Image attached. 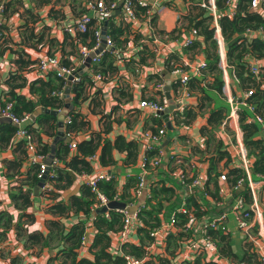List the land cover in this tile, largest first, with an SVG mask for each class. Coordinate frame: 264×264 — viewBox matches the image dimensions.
<instances>
[{
  "label": "crops",
  "instance_id": "0c3cea01",
  "mask_svg": "<svg viewBox=\"0 0 264 264\" xmlns=\"http://www.w3.org/2000/svg\"><path fill=\"white\" fill-rule=\"evenodd\" d=\"M79 1L80 3L82 2V6L84 7V2L82 0ZM23 2V7H20L18 12L6 20L8 28L6 37L8 42L2 43L0 49L2 52V57L0 58V98L3 101L6 98H3V96H7L9 92V87L5 84V80L8 79L10 73L17 70L15 60L18 58V53H24V60L31 63L22 71L23 76L26 78V86L22 89H16V93L37 101L38 97L31 93V83L41 79L47 81L50 75H54V72L48 75L38 72L36 68L38 61L44 56H55L62 60L64 57L69 56L71 65L74 64L76 66L78 61H76L75 57L82 46L76 42V35H71L62 29V26L65 24L64 22L68 23L77 17V14H74L71 8L73 0H51L49 5L41 6L38 5L39 2L37 0H23ZM149 3L154 5L152 0ZM211 3L215 6V14L211 10ZM156 4L157 7L155 11L153 10V15L155 16L154 27L149 24L151 19L149 15L146 20L137 18L135 20L128 19L125 13V3L118 15H112L111 10L103 13L89 12L91 16L98 20L97 24L101 26V29L106 22L109 23V20L103 21V16L108 13L114 18L116 17L114 21L117 25L122 22V19H125L124 21L130 24V29L127 33L128 43L123 48L117 49V53L115 52L118 71L114 76L107 78L102 84L93 77V87L87 91L86 99L76 106L73 103L71 91L67 94V97L71 101L70 104L73 106L72 111L80 113L81 119L86 122V125L82 128L83 131L70 138V144L73 142L79 144L85 140H89L92 137L91 135L104 131L108 122L112 123V131L107 134L106 138L111 141H114L118 136H124L128 141L141 139L147 129H152L155 126L153 120L159 119L153 117L147 109L139 107L142 101L153 100L163 103L164 99H166L168 103L166 93L169 92L176 105L175 110L171 112L168 119L172 129H169L167 121L160 117L162 120L161 128H165L166 132L158 145L162 153V163L157 169L153 168L150 164L152 159L149 160L146 169L143 167V159L146 157L143 143L140 144L136 160L132 162H127L126 154L115 150L112 153L116 162L114 166H104L101 164V150L97 152L93 159L90 160L89 158L93 167L92 175L96 176L98 173L110 175L111 180L116 182V190L113 196L119 195V202L125 203L131 213L137 214L143 224L142 227L138 228V231L131 233L130 242L125 245L121 246L119 244L117 234L112 235L111 253L113 257L123 259L122 253L130 254L128 246L134 245L139 247L142 245L139 230L146 228L147 225L140 216L141 211H153V208L156 210L161 209L158 212L159 219L161 221H169L173 213L177 212L178 214L179 211L185 208L189 211L195 210L197 216L205 220H212L220 213H227L229 219L226 221V225L229 233L221 232V237L223 235L226 239L219 241L214 236L218 241L221 255L225 258L223 262L233 261L246 264H261L260 254L251 245L245 244L243 235L239 232L233 215L229 212V206L237 193L227 201V204L222 206L214 204L213 199L219 198V195L217 198H213L206 193L210 170L214 169L212 170L213 173L216 171L221 175L230 169V161L232 160L230 151L233 148L227 146L225 134L234 135L235 128L234 121H230V123L228 121L230 115L229 98L243 96L247 92L246 85L249 86L250 83H242L237 77L235 69L229 65L228 44L223 37L219 24V12L217 11L215 0H208L207 3H203V6L209 5L213 17L214 15L217 16V23L219 25V32L216 33L215 30V38L218 43L217 52L219 54L220 74L224 82L223 92L222 94L215 93L216 102L214 101L209 104L198 89H191L190 86L188 87V84L183 85L180 81L182 76L171 72L173 62L177 61L183 65H185V62H188L193 66L207 63V57L204 52L205 47L188 54L184 50L183 44L187 35L184 34L180 37H176V34L171 35L177 27L181 26L180 19L187 15L189 11L188 5L183 0H160ZM24 9L30 10L29 13L32 16L34 15L35 22L28 24L29 31H26V28L23 27L30 17L24 13ZM117 9L118 5L114 11H117ZM57 11L61 12L65 18L57 19L54 16V12L56 13ZM258 12L262 13L261 6ZM226 13L230 17H233L235 9L227 7ZM213 25L215 28L214 21ZM136 35H140L138 40H134ZM245 36L249 39H260L254 33L245 32ZM142 44L147 45L149 53L145 52L141 54L145 58V61L143 64H139L138 52ZM104 49L101 51L102 53L105 51ZM153 51L155 56L152 58L150 55H153ZM246 60L250 65L254 64L260 67V74L255 76L254 79L256 84L260 83L264 91V58L258 60L249 56ZM83 65L76 71L81 72L82 70L80 75L84 72L82 69ZM91 67L92 62L88 70ZM186 69L185 73H188L189 76L196 79L200 76V71H195V69L190 68L188 65ZM176 82H180L182 86H177ZM214 82L215 76L209 74L207 76V83L213 85ZM208 84H203L202 87ZM67 85L66 83L61 92H58L59 96L64 99L65 105ZM166 87H169L168 91H165ZM178 91H181V93L179 94ZM200 102L203 103V106L200 105ZM222 106L229 108L223 112V115H225L224 121L218 125L214 124V127L209 126L208 121L211 112ZM38 109L43 108L39 106ZM62 110L58 112H62ZM35 113L29 122H31L34 128H38L37 118L43 112L37 116H35ZM185 113L190 114V118L187 117L188 115L185 116ZM33 117L35 118L33 119ZM59 117L58 119H60ZM66 117H64V120ZM186 121L187 123H185ZM203 129H206L204 133ZM64 136L66 139H69L66 137L65 131ZM41 137L44 142L52 146L57 135L50 137L41 133ZM263 138L264 133L261 131L257 139L262 140ZM20 140L16 138L15 142L12 141L8 146L0 147V212H8L13 217L12 225L6 234V238L0 241V264H62L63 260L59 258V251L62 249L63 242L60 239L56 238L57 241L55 242L51 240L49 243H52L50 247H43L42 241L38 244L28 243V247H26V238L23 236L17 237L16 226L20 222L21 212L13 206L10 191L12 188L19 187L27 181L31 169L28 159H24V156L16 150ZM59 142L55 144L57 148L59 147ZM218 148H220L221 153L218 151ZM70 152L71 154H76L77 150L70 149ZM14 161H17L19 164L18 168H9L10 163ZM59 165L65 166L64 162H59ZM145 171L147 172L146 175H144ZM181 175L186 177L188 184L192 182V179L204 176L206 178L204 188L189 192L180 179ZM78 176H76L73 185L69 189L59 192L55 200L46 199L41 193L39 196H36L33 192V204L28 208L26 213L34 216V220L28 221V223L22 222V228L25 230L24 235L41 233L46 237L50 232L48 228L50 220L62 222L65 224L66 229L69 230L78 220L86 219L83 213L76 214L73 212L62 218L58 213L49 211L55 204L61 202L69 204L70 197L81 195V187L86 183H84L85 179ZM142 176L145 177V188L143 194L137 196L136 189ZM131 179L136 180V183L127 188L126 185H128ZM217 181L219 185L220 177L217 178ZM163 185L174 188L175 196L172 199L167 198L166 195H160L158 200L153 197V189L156 187L160 189ZM214 188L213 183H211L209 189L214 190ZM245 193H248V191H240L239 195L245 197L246 200L250 199L251 202L252 198L250 196L247 198ZM258 194L259 203L264 213V187H258ZM116 211L120 212L121 210ZM104 215L108 220L111 218L110 211ZM178 217L182 218L179 214ZM150 223L156 224L155 222ZM3 229L0 226V232ZM95 236L96 228L93 226V230L88 236L89 241L87 245L79 249V255L82 259L87 258L92 260L94 258L91 246L93 245ZM176 238L181 242L182 234L178 233L171 237L168 241L167 249L164 248L162 251H155V253H151V249L147 248L152 241L150 238V242L144 247L142 258L154 259L159 261L160 264H171L172 261H179L180 256L176 255L178 243L174 248ZM68 264H72L71 261H68Z\"/></svg>",
  "mask_w": 264,
  "mask_h": 264
},
{
  "label": "trees",
  "instance_id": "16d2710c",
  "mask_svg": "<svg viewBox=\"0 0 264 264\" xmlns=\"http://www.w3.org/2000/svg\"><path fill=\"white\" fill-rule=\"evenodd\" d=\"M36 1V0H35ZM38 5H49L51 0H37ZM107 6V11H114L116 8L112 9V5H118L120 0H104ZM208 0H183L185 4L188 5L189 11L187 15L180 19L181 26L177 27L171 35L176 34V37L181 35H187L189 37L195 35L193 40L188 44H184V50L189 54L195 52L197 49L205 47L204 52L207 57L206 67L200 69L199 77L197 79L190 76L188 81V87L196 88L199 92L204 95L205 101L209 104L216 102L215 93L222 94L223 92V79L221 76V71L219 69V54L218 43L215 38V28L213 25L214 17L209 9V5L203 6V3H207ZM229 0H215L217 11L219 12V24L222 29L223 37L228 44V62L232 66L237 77L242 83H250L246 85L247 92L251 89L254 91L253 95L248 99L256 109V112L264 118V91L263 87L255 82V75L251 72L250 63L246 60L249 56L256 59L264 58V43L261 39H249L245 36V32L257 31L259 29L264 30V0L261 2V11H254L251 9V4L253 0H238L235 15L230 17L226 13L227 3ZM125 3H131L134 15L137 19L148 18V7H143L139 4L138 0H126ZM0 5L3 6L2 19L4 23L1 25V39H0V49L2 43L8 42L6 33L8 28L6 26V20H8L14 13L18 12L20 7H23V0H0ZM117 7V6H116ZM74 14H77L75 20L80 19L82 15L88 14L91 17L90 23L87 25V30L85 32H77L75 35L76 42L80 44L81 47L85 46L89 49H94L98 46V37L96 35L97 31H101V26L97 24L98 20L89 14V10L82 6V2L79 0H73V6H71ZM79 8L81 9L78 14ZM24 13L30 16L25 22L24 26L26 31H29V23H34V15L29 13L30 10L24 9ZM151 17L149 24L155 26V16L153 14L149 15ZM27 18V16H25ZM65 18V17H64ZM116 18V17H115ZM113 16L107 14L103 16V21L109 20L107 26V36L112 40V48L110 50H105L100 58L98 64H93L91 69L84 71L80 76L78 81L74 82L71 87V94L73 95V103L76 105L80 104L81 101L86 99V94L89 88L93 87V73L101 74L104 81L107 78L114 76L118 67L116 66V51L117 49L123 48L124 45L128 43V35L130 29V24H127L123 19L119 25L115 23ZM25 20V19H24ZM140 35H136L134 40H138ZM39 40V39H38ZM141 44V43H140ZM79 46V47H80ZM80 47V48H81ZM116 52V53H115ZM149 53L147 45H141L140 51L138 52L139 64H143L145 58L141 56L142 53ZM152 58L155 56L154 51L152 52ZM24 53H18V58H16L15 63L17 65V70L10 73L5 84L9 87V92L7 96H3L4 101L0 98V112L3 110L7 103H12V113L18 117L23 118L26 115H33L37 108L41 106L46 110L61 111L65 108V101L61 98L58 92L66 86V81L63 77H59L57 73L50 75L47 81L38 80L30 85L31 93L38 97L37 101L28 99L22 94L16 93V89H22L26 86V78L23 76L22 71L31 63L24 60ZM173 56V55H172ZM2 57V52L0 51V58ZM170 57V56H169ZM76 61H80V49L75 57ZM175 59V57H174ZM252 59V58H251ZM172 62V61H171ZM171 67V72L177 70L187 71L186 66L173 62ZM62 65L65 67H74L71 65L70 57H64L62 60ZM211 74L215 76V82L213 85L207 83V76ZM253 77V79H252ZM193 78V79H192ZM261 79V78H260ZM181 81V79H180ZM262 83V82H261ZM177 86H182L180 82L175 83ZM203 84H208L202 87ZM186 85V84H185ZM203 106V103L200 102ZM229 108L218 107L216 110L211 112L209 117V126L214 127L221 124L224 121L223 112L227 111ZM188 115V116H187ZM185 116L190 118V114L185 113ZM252 116L251 113L246 109L242 108L240 112V124L244 131V141L248 147L251 154L256 155L255 169L256 174H264V154L262 150V140H258L257 137L261 133V128L258 125L250 124L247 122V118ZM80 113L76 111H70L66 119L64 120V131L66 137L68 135L75 136V134L83 131L82 128L86 125V122L81 119ZM154 119V118H153ZM58 116L51 113H41L37 118L38 128H34L31 122L27 123L25 129L28 134L32 136V141L36 145L37 154L49 158L52 154V146L44 142L41 133L55 137L58 135L59 122ZM155 126L151 130L156 132L161 128L162 120L154 119ZM109 123V124H108ZM104 131L99 134H93L89 140H85L77 144V153L71 154L70 143L66 141H60L59 147H55L54 161L51 165L50 173L47 178L45 186L41 190V195L49 200H55L60 191L69 189L76 176L83 174H92L93 167L92 162L89 161L101 150L100 161L104 166L115 165V160L113 158V151L123 152L127 155V162L135 161L139 147L142 144L139 140L128 141L124 136H118L114 141L106 138L107 134L112 131V123L108 122ZM187 123V121L185 122ZM214 125V126H213ZM18 127L13 123H0V147L8 146L12 141L15 142ZM206 129H203V133ZM70 137V138H71ZM67 144H65V143ZM28 141L26 139H21L16 147V150L20 152L25 158H29V153L27 150ZM58 145V144H57ZM218 151L221 153L220 148ZM160 153V148L155 147L154 149L146 151V160L149 163L150 159H153ZM59 162H64L65 166L59 165ZM147 163V164H148ZM19 164L17 161L11 162L9 168L16 169ZM214 169L209 172V183L207 184V193H209L213 198L218 197L219 187L217 178L220 177V173H213ZM40 164L31 163L30 175L25 183H22L19 187L12 188L10 191V197L13 206L21 212L20 222L16 226L17 237H25V245L28 247V243L38 244L42 241L43 247H50L51 240L60 239L63 242L62 249L59 251V258H61L62 264H68L71 261L72 264H124V260L120 257H113L111 253L112 241L111 236L117 234L122 229L123 216L120 212L116 210L110 211V219H106L105 215L93 216V205L97 202L96 194L93 192L92 188L88 184H83L81 187L80 196H72L69 199V204L64 202L55 204L49 209L53 213H58L60 217H65L73 212L76 214L83 213L86 219L78 220L69 230L66 229L65 224L58 222L57 220H50L48 222V228L50 232L44 237L41 233H35L30 235H24L25 230L22 228V222L28 223V221L34 220V216L28 215L26 212L29 207L33 204V192L40 181ZM78 176V177H79ZM242 176V172L239 170L231 171L229 174V181L236 182ZM115 181L110 180L108 182L102 181L98 183V188L107 198L112 199L115 194ZM136 183V180L131 179L126 185L130 187ZM213 183L214 190L209 189L210 184ZM49 185V187H47ZM153 197L158 200L160 195H166L167 198L172 199L175 196V190L172 187H167L163 185L160 189L157 187L153 189ZM248 198V193H245ZM245 198V197H244ZM250 203V199L246 200ZM153 208V211L143 210L140 213L143 221L147 225L146 228H141L139 232L141 233V246L136 247L134 245L128 246V252L135 257L142 258L144 255V247L150 242L149 229L154 225L150 222L160 223L158 217V212L160 211ZM93 218V224L96 228V236L91 246V252L94 255L92 260L87 258H81L79 255V249L82 246V240L87 235L88 225ZM13 217L8 212H0V226L3 227V231L0 232V241L6 238V234L11 227ZM222 231L211 232L219 241H224L225 236L222 235ZM27 233V232H26ZM177 240L174 243V248L177 246ZM225 254V253H224Z\"/></svg>",
  "mask_w": 264,
  "mask_h": 264
},
{
  "label": "built area",
  "instance_id": "2783aa9c",
  "mask_svg": "<svg viewBox=\"0 0 264 264\" xmlns=\"http://www.w3.org/2000/svg\"><path fill=\"white\" fill-rule=\"evenodd\" d=\"M84 2V6L89 11H95L96 13L108 12L107 6L104 0H82ZM150 0H138L139 4L143 7H148V14H153V10L155 11L157 7V2L160 0H152L154 5L149 3ZM237 0H229L227 3L228 8L236 9ZM262 0H253L251 4V9L254 11H259ZM116 4L112 5V9L116 8ZM211 10L215 14V6L211 3ZM3 6L0 5V28L4 23L2 19ZM125 13L127 14V18L130 20H135L136 17L133 12L132 4L125 3ZM91 17L88 14H83L80 19H72L70 22H64L65 24L62 26V29L71 34L75 35L77 32H85L87 30V25L90 23ZM215 22V30L216 33L219 32V25L217 23V16L214 15ZM248 33V32H247ZM249 33L256 34L261 41L264 43V30L259 29L258 31H252ZM96 35L98 37V46L94 49H89L88 47L80 48V61L74 67H65L62 65V59H59L55 56H44L42 57L37 65V71L41 72L45 75H48L51 72L57 73L59 77H63L66 83H68V78L73 75L82 64L85 63V60L91 55V53L96 52L101 45L102 38V30L97 31ZM195 35L184 39L183 44L190 43L192 38ZM0 39H1V31H0ZM112 40L107 36V47L104 50H108L112 48ZM102 52L97 54L92 59V65L99 63V58ZM185 65L189 66L195 71H200L201 68L206 67V63H201L200 65H191L188 62H185ZM251 72L253 75L258 76L260 74V67L256 65H252ZM174 74L181 75V83L183 85L187 84L189 81V74L183 72L182 70H177L173 72ZM94 79L98 80L99 83H104L103 76L101 74L93 73ZM79 78H75L73 82L78 81ZM106 85V84H105ZM253 90L246 92L243 96L235 98H229L230 105V115L228 117V121H234L235 134L231 135L229 133L225 134L227 146L233 148L230 151V155L232 160L230 161V169L225 171L220 176V184L219 187V198L213 199L214 204L218 206H222L227 204V201L234 196L233 202L229 206V212L233 215L234 221L239 232L243 235V239L245 244L251 245L261 257V264H264V213L259 203V194L258 187H264V174H256L254 172L256 155L251 154L246 143L244 141V131L240 126V112L242 108H246L252 116L247 118V122L250 124L258 125L261 128V131L264 133V118L256 112V109L252 103L248 101V99L253 95ZM180 94L181 91H178ZM186 94V93H185ZM141 109H147L153 117L160 118L164 111L169 107L167 100L164 99L163 103L156 102L153 100H144L140 103L139 106ZM13 104L7 103L6 107L1 110L0 118H10L14 125L18 126L16 137L19 139H26L28 141L27 150L29 153L28 161L29 163H38L40 164V175L42 178L48 169V165L46 164L47 158L42 155L37 154L36 145L32 141V136L28 134L25 126L29 123L31 119V115H26L23 118H18L12 113ZM180 108V107H179ZM229 125V124H227ZM166 132L165 128H159L156 132L151 130L144 132L141 139H138L145 148V151L154 149L158 147L159 143L162 141ZM69 139L71 135H68ZM262 150L264 154V138L262 139ZM70 149L77 150L76 142L70 144ZM146 157L143 159V167L146 169L147 165ZM162 163V153L160 152L156 157L152 159L150 164L153 168H158ZM240 170L242 172V176L237 179L236 182L229 181V174L231 171ZM147 171V170H146ZM145 171V174L147 172ZM84 183L88 184L93 192L96 194L97 202L93 205V216H95V212L102 208L103 206H107L112 201H120L119 195H115L112 199L107 198L98 188V183L102 181H110V175L106 173H98V175L94 176L92 174H83L81 175ZM182 183L187 187L189 192H192L197 189L204 188V182L206 178L204 176H199L197 178L192 179L190 184L187 183V179L184 175L180 176ZM207 186V185H206ZM49 187V185H47ZM145 188V177L142 176L139 179L136 195L141 196L143 194V190ZM240 191H248V195L252 198L250 203L246 202V199L239 195ZM207 193V191H206ZM211 196L209 193H207ZM212 197V196H211ZM123 216L122 221V229L117 233L119 244L125 245L130 242L131 233L138 231L139 227H142L143 224L141 220L137 216V214L131 213L127 206L124 210L120 211ZM178 214L181 215V219L178 217ZM173 213L169 221L160 220L159 224H155L153 227H150L149 236L151 238V243L147 246L151 253H155V251H162V249L166 248L168 245V241L171 237L175 236L178 233L182 234V240L179 242L176 255L180 256V260L172 261L171 264H246L241 262H223L225 258L221 255L220 247L218 241L211 234L214 231H223V233H229L226 221L229 219L227 213H220L218 216H215L212 220L201 219L197 216L196 211H189L187 209H182ZM107 217H109L107 215ZM93 218L88 225L87 235L82 240V246L85 247L87 242L89 241L88 236L89 233L93 230ZM196 237V238H195ZM186 247V249H185ZM165 251V250H164ZM163 251V252H164ZM122 253V251H121ZM125 264H160L159 261L150 258H138L128 253H122Z\"/></svg>",
  "mask_w": 264,
  "mask_h": 264
},
{
  "label": "water",
  "instance_id": "95a60500",
  "mask_svg": "<svg viewBox=\"0 0 264 264\" xmlns=\"http://www.w3.org/2000/svg\"><path fill=\"white\" fill-rule=\"evenodd\" d=\"M126 0H121L119 1L118 3V9L117 11H112V15H118L120 14L121 12V7H123L124 3H125ZM107 26H108V22L105 23L104 27L102 28V38H101V47L100 49H98L96 52L94 53H91V55L85 60V63L82 67V69L84 71H88V68L90 67L91 65V62H92V59L97 55L99 54L105 47H107ZM82 72V70H81ZM81 72H75L73 75H71L69 78H68V87L66 88V106L65 108L62 110V112H58V111H51V110H46V109H38L37 112L35 113V116H37L38 114H40L41 112H46V113H51L53 115H56V116H60L59 118L61 119V121L59 122V131H58V135L52 145V154L50 155V157L47 159L46 161V164L48 165V169L46 171V173L43 175V177L40 179L38 185L36 186L35 188V195L36 196H39L40 193H41V190L42 188L45 186L46 184V181H47V178L49 176V173H50V169H51V165L54 161V152H55V144L58 143L59 141H66V142H71L70 139H66L65 136H64V117H66L70 111L73 110V106L70 104V99L67 97V94L70 93L71 91V85L73 83V81L75 80V78H79L80 76V73ZM169 90V87H166L165 88V91H168ZM166 96H167V99H168V103H169V107L164 111V113L162 114V118L167 121V125H168V128L169 129H172L171 126H170V123L168 121L169 119V116L171 114V112H173L175 110V103L174 101L172 100L171 98V95L169 92L166 93ZM35 117H33L34 119ZM4 122H7V123H12V120L10 118H0V123H4ZM16 127H18L17 125H15ZM126 208V204L123 203V202H117V201H112L110 202L107 206H103L102 208L98 209L96 212H95V215H101V214H105L107 213L108 211H111V210H124Z\"/></svg>",
  "mask_w": 264,
  "mask_h": 264
},
{
  "label": "rangeland",
  "instance_id": "374dc122",
  "mask_svg": "<svg viewBox=\"0 0 264 264\" xmlns=\"http://www.w3.org/2000/svg\"><path fill=\"white\" fill-rule=\"evenodd\" d=\"M78 11V14L80 13V11H81V9L79 8V10H77ZM54 16L57 18V19H64V15L61 13V12H59V11H57L56 13L54 12Z\"/></svg>",
  "mask_w": 264,
  "mask_h": 264
}]
</instances>
